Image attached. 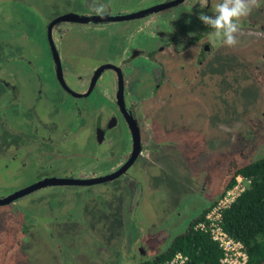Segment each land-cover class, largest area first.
Here are the masks:
<instances>
[{
    "label": "flooded vegetation",
    "instance_id": "obj_1",
    "mask_svg": "<svg viewBox=\"0 0 264 264\" xmlns=\"http://www.w3.org/2000/svg\"><path fill=\"white\" fill-rule=\"evenodd\" d=\"M97 2L106 6L107 15L101 17L91 12L93 0H72L66 8L51 13L40 29L42 34L34 38L21 35L13 39L14 45L0 46V176H14L19 182L17 187L11 180L2 184L1 190L12 189L1 194L9 195L55 178L62 185L45 187L5 206L41 197L46 192L80 195L91 191H103V196L91 199L107 204V189L101 190V187L122 179L125 190L115 192L121 191L126 196L119 203L123 225L127 228L130 222L141 230L139 255L136 252L125 256L130 264H139L164 253L169 248L165 247L166 241L178 231L176 222L185 221L184 212L189 214L188 209L192 207L201 213L219 199L234 172L248 159L249 149H240V144L235 142L236 151L227 164L225 178L221 176L213 186L206 184L205 189H198L193 194L195 198L189 196L190 202L183 212L176 210L175 214H169L170 219L166 222L164 219L161 226L141 215L149 190L145 178L153 169L144 174L147 169L141 161L152 159L155 168L160 166L164 158L156 150L162 146L164 150L167 143L173 145L171 150H179L184 155L192 154L197 148H207L209 144L197 142L192 135L189 139L185 126L171 128L170 113L187 102L191 90L201 83L202 70L212 59L222 51L250 43L245 40L235 48H228L211 37L212 29L198 17L202 12L214 16L213 0H207L204 8L201 7L204 0ZM258 2L260 7L242 22L243 33L249 40L253 36L264 37V0ZM90 32L101 34L102 40H95L94 44L82 40L91 48L87 52L83 47L80 51L70 49L72 56L68 58L69 36ZM94 47L100 49L99 56L92 63H82L80 60L87 54L91 56ZM40 48L45 49L46 65L41 62ZM79 65L82 69L77 68ZM45 69L47 73L41 76L40 71L44 73ZM193 94L199 97L198 93ZM171 129H174L173 137L168 133ZM176 129L183 130L188 139ZM170 154L171 151L167 155ZM25 175L32 178L26 185ZM122 207H125L124 213H121ZM31 208H26L21 222L23 241L53 246L49 242L53 239L59 252L61 241H65L63 237L75 239L73 229L81 224L65 226L62 229L69 231V235L56 236L52 231L57 227L51 225L54 216L49 219L48 212L42 208H39L40 214L39 209L33 214ZM75 217L80 218L74 213ZM94 239L96 243L92 246L96 248L98 242L105 243L101 257L110 256L109 245L99 240V236ZM136 241L137 238L134 244ZM92 246L86 247L90 255L94 253ZM147 247L151 249L149 256ZM36 251L34 248L35 254ZM62 253L60 249L58 256H63ZM75 260L72 258L67 264H82L80 258ZM89 264L95 263L90 259Z\"/></svg>",
    "mask_w": 264,
    "mask_h": 264
},
{
    "label": "rangeland",
    "instance_id": "obj_2",
    "mask_svg": "<svg viewBox=\"0 0 264 264\" xmlns=\"http://www.w3.org/2000/svg\"><path fill=\"white\" fill-rule=\"evenodd\" d=\"M69 1L72 0H0V39L2 41L0 46L14 45L13 39L21 35L34 38L42 34L43 30L40 29L51 13L59 11L60 8H66ZM245 34L243 33L239 40L240 42L248 40L250 44L220 52L210 61L204 72L202 70L201 83L191 90V96L187 102L170 113L171 128L175 125L180 128L185 126L188 129L189 139L192 135L199 143L208 141L207 148H197L194 152L191 151L192 154L184 155V152L179 150H171L173 145L167 143L164 150L162 145L159 150H156L157 155L161 159L164 158L160 166L157 165L155 168L152 159L141 161L147 169L144 174L153 168L148 174L149 179L146 183L149 190L141 207V215L143 218L152 219L157 226L163 225L164 219H167L164 222L168 221L169 214H175L176 210L181 212L190 202L188 197L196 193L198 189H205L206 184L214 185L216 180L223 177L229 170L227 164L233 160V154L236 151V144L233 148L235 142L240 144V149H249L248 159L243 165L255 162L264 156V37L253 36V39L249 40ZM102 38L101 34L93 32L86 35L73 33L66 41L70 43V48L66 49V56L68 58L72 56L70 49L80 51L83 47V50L87 52L91 48L87 47L82 40L94 44L95 40L100 41ZM4 49L3 47L1 50ZM99 52L100 49L94 47L90 53L91 56L87 54L80 61L92 63L99 56ZM40 56L41 62L46 65L44 48H40ZM36 62L41 65L40 61ZM77 68L82 69L80 65ZM40 73L44 76L47 69L44 73L42 71ZM193 92L198 93L199 97H194ZM69 117L71 118V115ZM176 130L183 133V130ZM173 132L174 129L168 130L171 137ZM182 135L184 139H188L184 133ZM170 151L171 154L167 155ZM156 158L158 161V156ZM162 164H164L163 167ZM135 167L131 172L135 170ZM25 177L23 179H26L24 182L26 185L32 178L26 175ZM10 180L15 187L19 185L14 176L10 177L6 174L0 176V196L12 189L1 190L2 184ZM122 186L125 185L122 179H119L101 187V190L107 189V204H101L100 201L95 200L93 202L91 199L94 196H103V191L84 192L80 195L46 192L42 193L41 197L22 201L17 205L0 207V264H62L63 262L67 264L72 262V258L76 259V262L80 258L79 261L82 264H89L90 259L95 264H130L125 255L129 253L136 255V252L139 255L138 235L141 230L133 227L130 222L127 228L123 225L124 218L119 213L121 205L119 203L124 201L126 196L121 191L115 192L116 189L125 190ZM89 193L94 194L89 195ZM222 193L223 190L220 195ZM126 194L132 196L127 190ZM192 198H195V195ZM29 207H32L30 210L33 214L37 209L42 208L48 212L49 219L54 216L51 225L57 228L50 230L56 236L57 234L69 235V231L65 232L62 229L65 226L81 224L73 229L74 240L63 237L65 241L63 243L62 240L59 245V252L61 249L63 256H58L59 252L56 251L53 239L49 240L53 242V246L45 242L33 245V242L23 241L21 222L24 220L23 214L26 208L29 209ZM190 208L189 214L184 212L187 214L184 215L185 221L180 219L176 222L178 231L172 233L169 242L166 241V248L170 246L172 239L183 233L189 223L200 214L197 213L199 209ZM124 212L125 207H122L121 213ZM74 213L80 218L73 219ZM27 223H29L28 220ZM123 235L126 236V242ZM41 236L43 237V234ZM98 236L99 240L106 242L110 247V256L107 258L101 257V252L106 247L105 243L98 242L99 249L92 246L96 243L93 239ZM136 238L137 241L134 244ZM21 243L24 245L20 248ZM90 244L94 252L92 255L86 250L87 245ZM34 248L37 250L36 254ZM146 249L149 256L151 249L148 247ZM79 251H81L80 254ZM154 257L153 255L149 259Z\"/></svg>",
    "mask_w": 264,
    "mask_h": 264
},
{
    "label": "trees",
    "instance_id": "obj_3",
    "mask_svg": "<svg viewBox=\"0 0 264 264\" xmlns=\"http://www.w3.org/2000/svg\"><path fill=\"white\" fill-rule=\"evenodd\" d=\"M238 175L249 183L246 191L224 212L222 226L233 239L244 245L249 256L247 264H264V156L239 167L223 192L234 184ZM214 203L206 206L184 232L173 239L164 253L139 264H162L177 253L188 257L186 264H221L222 251L218 244L208 232L196 228Z\"/></svg>",
    "mask_w": 264,
    "mask_h": 264
},
{
    "label": "built area",
    "instance_id": "obj_4",
    "mask_svg": "<svg viewBox=\"0 0 264 264\" xmlns=\"http://www.w3.org/2000/svg\"><path fill=\"white\" fill-rule=\"evenodd\" d=\"M249 181L242 175L235 177L234 184L227 188L198 223L197 229L208 232L222 251L221 264H247L249 256L244 245L233 239L222 226L224 212L231 208L237 199L246 191ZM188 257L177 253L172 259L162 264H186Z\"/></svg>",
    "mask_w": 264,
    "mask_h": 264
},
{
    "label": "clouds",
    "instance_id": "obj_5",
    "mask_svg": "<svg viewBox=\"0 0 264 264\" xmlns=\"http://www.w3.org/2000/svg\"><path fill=\"white\" fill-rule=\"evenodd\" d=\"M201 7H207V0H204ZM259 7L258 0H213L211 10L214 16L202 12L198 19L212 29L210 35L215 41L228 48H235L243 34V20ZM91 12L101 17L108 14L106 6L97 0H93Z\"/></svg>",
    "mask_w": 264,
    "mask_h": 264
},
{
    "label": "water",
    "instance_id": "obj_6",
    "mask_svg": "<svg viewBox=\"0 0 264 264\" xmlns=\"http://www.w3.org/2000/svg\"><path fill=\"white\" fill-rule=\"evenodd\" d=\"M55 185H57V186L62 185V183L59 179H55V178L54 179H48V180H44L42 182H39L37 184H34L32 186H29L27 188L16 191L12 194L0 196V206L13 204L16 201L25 199L26 197L34 194L35 192H37L40 189H43V188L49 187V186H55Z\"/></svg>",
    "mask_w": 264,
    "mask_h": 264
},
{
    "label": "crops",
    "instance_id": "obj_7",
    "mask_svg": "<svg viewBox=\"0 0 264 264\" xmlns=\"http://www.w3.org/2000/svg\"><path fill=\"white\" fill-rule=\"evenodd\" d=\"M152 178H153V175H152ZM148 179H149V176L147 175L146 176V181L148 182ZM148 184V183H147Z\"/></svg>",
    "mask_w": 264,
    "mask_h": 264
}]
</instances>
